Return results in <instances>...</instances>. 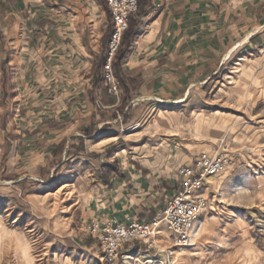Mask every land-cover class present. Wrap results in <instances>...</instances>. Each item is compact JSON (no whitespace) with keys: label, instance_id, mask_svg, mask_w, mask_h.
I'll list each match as a JSON object with an SVG mask.
<instances>
[{"label":"rangeland","instance_id":"obj_1","mask_svg":"<svg viewBox=\"0 0 264 264\" xmlns=\"http://www.w3.org/2000/svg\"><path fill=\"white\" fill-rule=\"evenodd\" d=\"M7 69L0 85L15 92L0 86V264H264V37L243 44L189 93L139 104L126 123L90 129L74 146L68 127L52 120L71 112L58 108L68 100L63 86L47 73L25 79ZM88 106L90 115L95 101ZM110 149L161 172L168 199L177 169L201 154H227L235 165L204 178L207 208L187 246H172L163 232L158 249L124 246L106 260L80 217L111 186Z\"/></svg>","mask_w":264,"mask_h":264},{"label":"crops","instance_id":"obj_2","mask_svg":"<svg viewBox=\"0 0 264 264\" xmlns=\"http://www.w3.org/2000/svg\"><path fill=\"white\" fill-rule=\"evenodd\" d=\"M26 3L0 0V78L5 79L9 66L12 72L18 70L17 78L47 73L55 85L60 83L68 100L58 108L71 112L52 120L68 127V136H75L72 146L82 145L86 130L99 129L98 134L118 121L126 123L139 104L165 103L189 93L215 75L243 44L264 37V0H148L146 5L140 0L142 9L133 17L136 27L120 62L121 96L115 101L106 95L101 77L112 24L105 2L47 0L38 7ZM1 87L5 93L15 92ZM96 100L106 108L96 105L89 115V101ZM64 136L59 133L57 139L65 141ZM108 152L117 160L111 186L81 215L82 225L99 217L150 220L168 199L166 177L151 165L122 155V149ZM135 244L141 246L137 242L124 246Z\"/></svg>","mask_w":264,"mask_h":264},{"label":"built area","instance_id":"obj_3","mask_svg":"<svg viewBox=\"0 0 264 264\" xmlns=\"http://www.w3.org/2000/svg\"><path fill=\"white\" fill-rule=\"evenodd\" d=\"M103 1L112 24L101 64V77L106 95L119 101L121 86L114 74L112 60L120 47L129 18L137 11L138 0ZM96 105L99 109L106 108L99 100H96ZM234 165V158L227 154H201L192 165H182L177 169L178 189L150 220L130 216L124 220L99 217L81 225L80 230L97 241L106 260L116 256L125 244L137 242L149 249H158L155 241L163 232L167 233L166 239L172 246L185 247L190 242L195 221L207 208V201L200 192L204 178Z\"/></svg>","mask_w":264,"mask_h":264},{"label":"trees","instance_id":"obj_4","mask_svg":"<svg viewBox=\"0 0 264 264\" xmlns=\"http://www.w3.org/2000/svg\"><path fill=\"white\" fill-rule=\"evenodd\" d=\"M148 0H145V4L147 3ZM142 9V5H140V0H138V5H137V11L135 14H133L130 18H129V24H128V27L127 29L125 30V32L123 33V36H122V40H121V44H120V47L119 49L117 50V52L115 53L114 55V58L112 60V67H113V70H114V74L116 76V78L118 79L119 83H120V86L123 84L124 80H123V77L121 75V70H120V62L128 48V44H129V41H130V38L135 30V27H136V21L133 19L134 15H138L139 12L141 11ZM106 50V49H105ZM104 60V56L102 58V62ZM90 134V131H85V135L86 136H89ZM63 141H61V144H62ZM57 149V147L55 148ZM80 150V148H79ZM81 150H82V147H81Z\"/></svg>","mask_w":264,"mask_h":264},{"label":"bare ground","instance_id":"obj_5","mask_svg":"<svg viewBox=\"0 0 264 264\" xmlns=\"http://www.w3.org/2000/svg\"><path fill=\"white\" fill-rule=\"evenodd\" d=\"M64 187V186H63ZM65 188V187H64ZM194 231V230H193ZM193 231H192V233H193ZM195 232V231H194ZM192 235V234H191ZM192 237V236H191Z\"/></svg>","mask_w":264,"mask_h":264}]
</instances>
